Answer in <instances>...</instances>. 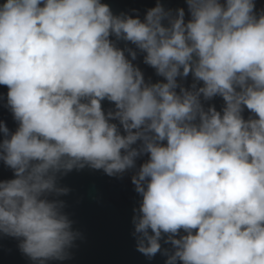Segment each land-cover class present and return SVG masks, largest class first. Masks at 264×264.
<instances>
[{"label":"clouds","instance_id":"clouds-1","mask_svg":"<svg viewBox=\"0 0 264 264\" xmlns=\"http://www.w3.org/2000/svg\"><path fill=\"white\" fill-rule=\"evenodd\" d=\"M186 3L187 21L159 2L143 20L101 0L0 4V85L18 122L12 133L0 122V160L14 174L0 181V233L33 264L64 260L79 236L64 202L49 199L69 191L58 174L115 176L145 153L131 177L139 252L153 257L164 235L165 264H264V11L254 0ZM110 36L164 82L146 83ZM189 73L186 89L176 78ZM217 95L222 112L205 110L201 96Z\"/></svg>","mask_w":264,"mask_h":264},{"label":"water","instance_id":"water-1","mask_svg":"<svg viewBox=\"0 0 264 264\" xmlns=\"http://www.w3.org/2000/svg\"><path fill=\"white\" fill-rule=\"evenodd\" d=\"M109 6L114 15L121 13L128 16L138 17L143 20L148 9L159 2L165 10L175 13L177 8H183L185 20L190 19L186 0H101ZM4 0H0V4ZM223 3V0H221ZM256 15L264 11V0H254ZM167 25V21H163ZM110 40L122 50L125 56L134 66L142 72L146 83L164 82V77L158 75L156 70L144 63V53L136 48L131 42L118 40L110 36ZM131 48L137 55L134 60L126 51ZM178 85L190 89L194 83L192 74L187 77L177 78ZM197 87L202 82H195ZM7 86L0 85V122H3L12 133L18 127V122L7 106ZM179 93V86L176 88ZM201 104L207 110L209 106L222 112L224 101L219 95L205 100L201 96ZM102 110L107 113L114 110V102L107 99L101 101ZM244 119L253 116L246 107L241 113ZM117 124L121 134H124L118 120H110ZM0 133V140L4 139ZM137 141L133 147H139ZM166 143V141L162 142ZM148 159L145 153L136 158V167L126 170L122 174L109 176L102 169L84 167L73 169L64 175L58 174L57 184L69 189L67 194L60 196H49V199H59L64 202L63 211L72 221V228L79 233L73 246L68 250L69 255L64 260H48L46 264H165L167 254L172 251V245L166 243V236L162 235L160 240L161 251L149 258L137 250V241L134 233L132 218L135 215L134 209L139 208L141 196L135 191L131 177L139 166ZM14 176L11 168L7 167L0 160V181L12 179ZM185 234L183 230L179 233ZM19 239L0 233V264H33L27 256L19 249ZM167 250V254L165 252ZM177 264H180L177 261Z\"/></svg>","mask_w":264,"mask_h":264}]
</instances>
